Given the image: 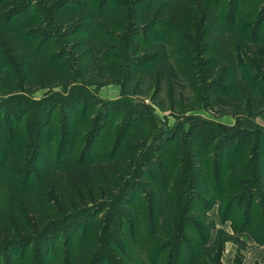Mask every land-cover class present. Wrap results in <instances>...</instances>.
I'll use <instances>...</instances> for the list:
<instances>
[{"label":"rangeland","instance_id":"1","mask_svg":"<svg viewBox=\"0 0 264 264\" xmlns=\"http://www.w3.org/2000/svg\"><path fill=\"white\" fill-rule=\"evenodd\" d=\"M22 1L0 0V221L10 215V185L17 179L5 176L12 161L28 158L25 169L18 162L21 166L16 170L22 176L16 177L27 176L28 186L34 188L45 166L59 168L79 161V151L97 121L102 126L87 157H129L130 166L140 167L142 176L132 181L124 203L92 208L90 214L74 218L81 223L76 231L66 220L69 216L52 212L46 229L37 230L36 240L6 244L0 264H39V255L33 253L36 248L49 253L48 264L66 263L65 235H72L69 264L85 255V264H91L89 258L99 243L90 234L92 221L105 214L115 218L107 229L108 248L101 264H264V245L250 232L235 230L231 220L222 222L218 201L213 206L206 201V211L200 206L204 199L192 200L194 212L184 223V243L172 258L168 248L157 250L155 238L147 247L144 239L149 200L154 199L155 215L162 217L173 207L168 218L179 217L173 212L182 203L176 196L185 194L177 189L171 203L166 189L173 187L168 182L178 172L189 169L183 138H194L195 167L205 159L212 167L213 145L222 137L227 138L226 156L247 133L257 128L264 132V19L259 38L249 35L264 0H203L212 14L205 26L215 35L221 33L225 47L210 37L200 40L198 47L188 42L190 35L182 38L173 25L167 26L166 14L176 13L190 0H123L130 1L129 6L111 0L105 5L65 0L56 10L50 9L61 0H52L47 9L44 0H31L16 11ZM233 2L236 16L230 19ZM131 5L137 14L132 26L127 18ZM77 13L83 18L76 19ZM141 59L145 60L138 63ZM219 59L226 64L218 65ZM131 60L135 64L129 65ZM249 74L263 87H254L246 77ZM129 111L130 120L115 147L121 120ZM40 122H45L41 131ZM174 126L176 132L161 130ZM147 158L151 161L143 166Z\"/></svg>","mask_w":264,"mask_h":264},{"label":"trees","instance_id":"2","mask_svg":"<svg viewBox=\"0 0 264 264\" xmlns=\"http://www.w3.org/2000/svg\"><path fill=\"white\" fill-rule=\"evenodd\" d=\"M30 1L31 0L22 1L15 10H20ZM51 1L52 0H49L48 2V0H44L43 4L47 6L44 7L45 9L48 8ZM64 1L65 0L58 1L50 10H56ZM112 1L116 4L119 3L128 6L131 4L130 1L111 0V2ZM99 2H105V5L109 0H95V4L97 3L98 5ZM234 2L236 3V1ZM234 2L233 8L231 6L230 14L228 15L230 19L236 16ZM260 6L261 8L259 7L258 15L255 18V24L253 23L252 25L253 29L249 32V35H251L253 39L259 38L257 37L258 28L264 19V3ZM131 8L132 9L129 11L130 15L127 16L130 26L136 23L137 16V14H135L134 5H131ZM150 14H153V12L151 11ZM75 18L81 19L83 17L80 13H77ZM223 18H225V14H223ZM116 19L121 20L120 18ZM210 20H212V14L206 7V3H203V0H190L188 3L179 5L176 13L166 14V19L164 21L167 26L173 25L176 33L182 38L185 37V34L190 35L191 40L188 42H195L198 47H200V40L205 37L214 38L216 43L219 44L218 46L225 47L222 46L225 43V39L221 33L219 32L220 35H215L211 33L209 26H205ZM190 25H193L191 33L187 32ZM188 37L186 36L185 38ZM3 44L5 45V43ZM202 47L204 48V45H202ZM132 60L129 61V65L135 64ZM144 60L145 59H141L138 63ZM219 60L218 65L223 66L226 64L224 60ZM251 75L252 74L246 75V77L249 79ZM223 77V80H225L226 77ZM250 79H252L254 87H263L262 83L256 80V77L253 76ZM211 86L209 87L211 88ZM250 88H252L251 84ZM205 96L207 97V95ZM203 99L205 98L203 97ZM130 117L129 111V113H127V115L125 114L122 118L120 128L121 135L116 139L115 147H117L122 135H124L125 124L130 120ZM44 123H39L38 128L40 131ZM94 124L95 125L88 135L87 142L79 151L81 152L79 161L59 168H50L48 165L45 166L43 176L39 184L34 188L28 186L27 176L23 179H18V177H16L17 174L22 176L20 173H17L18 171L16 170V168L21 166L18 162L23 163V169H25V165L28 162L27 157H16L15 160L12 161L13 167L11 169L9 165V172H7L5 179H8L10 176V181L17 180L14 184L10 185V215L0 221V252L6 249V244H10V246L16 244H29L36 240V238H38L37 230L40 229L44 231L46 229V220L52 212L66 217L69 216L66 220H69L68 222H73L70 227L76 231L81 227V223L79 220L78 222L74 220V218L90 214L92 208H109L111 205L118 206L124 203L125 196L129 193V188L133 183L132 181L142 176L141 170H139L140 167L136 168L135 164L132 168L129 163L130 158L126 156L107 160H92V158L87 157L91 150L96 132H98V129L102 126L100 121ZM175 126L173 128L162 127L161 130L165 131L166 129H170L171 132H176L178 128ZM247 135L248 137L245 140L237 141L231 152H228L226 156L224 152L226 137H222L213 145L215 149L213 152L214 156L209 158V161L213 163L212 167L207 165L208 159L202 160L201 165L195 167L198 155L194 147V138H183L182 148L184 149L189 169H186L185 172L182 173L178 172L174 176L173 181L168 182L169 185L173 187L171 189H166L170 192L171 203L175 198V191L177 189L185 194L184 196H176L177 199H181L182 201L181 208L178 207L173 209L174 214L179 215V217L176 219L168 218V214L173 207L169 208L166 212V216V213L164 216L162 215V217L161 215H155L156 204L154 199L149 200V209L145 213L147 233L144 239L146 241V247L152 239L155 238L157 250L162 252L168 248L172 258L174 254L177 253L181 244L184 243L182 238L183 231H185L186 228L184 223H186V220H189L187 217H189L188 215L190 212H194L191 206L192 200L195 199L200 201L203 199L205 200L200 206L205 208L206 211L208 209L205 205H207L208 201H210L208 204L210 206H213L214 202L218 201V213L222 222L228 219L231 220L232 227L235 230L240 229L241 231L250 232L258 244L264 245V142L262 140L264 132L261 128H257L255 131H251L249 134L247 133ZM180 140L181 138H179L178 142ZM207 140L210 141V139ZM65 143V140L62 141L59 148L63 149ZM142 160L144 159H141V161ZM174 160L175 159H173V161ZM150 161L151 158L145 159L144 162L142 161L143 166L147 165ZM170 174H172V171ZM181 175H184V177H181ZM180 184L184 186L182 187ZM194 191H200L199 193L201 196ZM190 193L192 196H190ZM182 199H184V201ZM112 210L117 211V209ZM183 212L186 214V217L181 219L180 216ZM72 213L77 214L72 215ZM44 214L46 217H44ZM113 218H115L114 215L108 217V215L105 214L104 218L98 217L92 221L94 225L90 230V234L91 237L96 238V242L99 243L97 244L98 248L93 251V254H91L89 258L91 264H101L100 261L102 257L106 256L109 242L107 229L111 227L114 220ZM102 219L103 226L99 229L98 224ZM195 220L196 223H201L200 219L196 218ZM138 221H141V219ZM136 223L137 221L132 222L131 225L133 228H131V232L135 228ZM87 230H89V225L85 231ZM71 236L72 235H65L63 238L64 241H67V244L65 242L63 243L66 246L65 248L68 254V259L66 263L64 262L63 264H69V262H71L69 258ZM220 245L221 243L217 245L219 251L221 249ZM89 247L90 246L87 247V251ZM33 253L39 255V264H48L50 258L48 252L44 253L42 248H36ZM85 256L82 257V261L80 258L74 259V264H85ZM51 260L53 259L51 258L50 261ZM170 261H172V259Z\"/></svg>","mask_w":264,"mask_h":264}]
</instances>
